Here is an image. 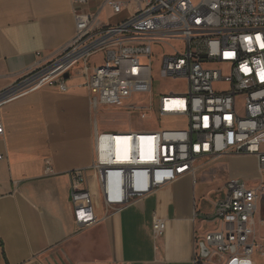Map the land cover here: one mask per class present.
Returning <instances> with one entry per match:
<instances>
[{"label":"built area","instance_id":"1","mask_svg":"<svg viewBox=\"0 0 264 264\" xmlns=\"http://www.w3.org/2000/svg\"><path fill=\"white\" fill-rule=\"evenodd\" d=\"M133 1L135 9L127 17L106 24L99 17L101 8L117 15L128 2L103 0L97 11L90 12L84 9L88 0H71L75 20L71 40L0 91V135L2 105L43 85L64 90L74 75L84 78L81 85L96 112L139 111L141 117L152 113L181 125L157 130H102L95 125L91 164L68 172L78 229L103 219L86 186L88 171L93 172L107 217L180 177L194 176L200 165L227 156L254 155L264 169V0ZM155 45L169 47L170 54H155ZM100 51L103 59L92 65V55ZM155 76L184 81L185 88L154 92ZM215 83L228 87L215 88ZM141 96L149 100L135 99ZM44 173L56 174L49 162ZM222 189L212 211L201 217L211 227L194 229V263L264 264V241L253 229L264 182L250 186L243 178L230 176ZM165 229V220L154 215V239Z\"/></svg>","mask_w":264,"mask_h":264},{"label":"crops","instance_id":"2","mask_svg":"<svg viewBox=\"0 0 264 264\" xmlns=\"http://www.w3.org/2000/svg\"><path fill=\"white\" fill-rule=\"evenodd\" d=\"M117 15L104 6L103 23L115 24L135 9L133 0ZM103 0H88L84 9L97 11ZM71 0H0V91L64 47L74 32ZM41 51V56L36 52ZM84 78L74 75L61 90L43 85L2 105L0 135V264H207L194 263V229L211 227L201 217L213 209L197 177L212 166L248 185L264 182L254 155L227 156L185 175L142 199L111 211L104 209L92 171L86 186L94 195L100 223L78 229L70 197L72 169L93 159L98 112L89 103ZM100 129V128H99ZM49 162L55 175L44 173ZM154 215L166 229L154 239ZM258 240L264 241V197L253 217ZM201 255L207 253L200 249ZM260 261L259 259L257 262Z\"/></svg>","mask_w":264,"mask_h":264},{"label":"rangeland","instance_id":"3","mask_svg":"<svg viewBox=\"0 0 264 264\" xmlns=\"http://www.w3.org/2000/svg\"><path fill=\"white\" fill-rule=\"evenodd\" d=\"M155 54L163 55L170 54L171 49L165 45H155L153 47ZM104 57V52L100 51L96 54H93L90 63L92 65L100 63ZM157 60L153 62V71L156 70ZM210 66L218 67L219 63H211ZM215 88L224 89L228 85L224 83H215ZM185 88L184 81H171L169 79H164L161 77L155 76L154 81V92L163 91V90H175L183 91ZM136 100L143 99L144 101L149 100V97L141 96L135 97ZM139 111H135L134 114L128 115L126 113L122 114L120 111L115 109L101 110L98 111V124L100 129L112 128L119 130H128L129 128L137 129L143 128L148 130H157L161 128H177L181 125L175 123L170 118L157 117L155 114L147 113L143 117L138 114ZM202 164V163H201ZM200 165V168L208 167L209 165ZM230 170L224 166H212L204 171L203 174L197 177V182L199 187L204 191L206 197L214 199L215 197H221L224 194L222 186L225 181L229 178ZM258 257V254H255V258ZM259 260H261L259 258Z\"/></svg>","mask_w":264,"mask_h":264}]
</instances>
